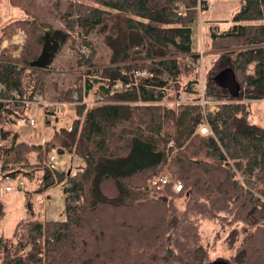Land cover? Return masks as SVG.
Returning a JSON list of instances; mask_svg holds the SVG:
<instances>
[{
	"label": "trees",
	"instance_id": "1",
	"mask_svg": "<svg viewBox=\"0 0 264 264\" xmlns=\"http://www.w3.org/2000/svg\"><path fill=\"white\" fill-rule=\"evenodd\" d=\"M238 1L230 26L205 23L196 48L192 27L209 7L203 0H44L49 6L43 9L26 0L23 7L14 4L27 18L7 24L0 43L9 27L27 36L19 56L0 51V138L10 136L3 125L27 121L31 97L62 106L45 110L55 119L44 118L52 130L44 145L14 133L1 155L2 180L12 192L11 183L24 187L22 176L31 180L28 172L42 171L37 193L60 186L65 203L63 220H22L12 238L0 237V264H209L202 220L219 227L215 240L231 252L225 264H264V129L250 121V103L264 101V0ZM38 10L62 26L72 53L66 74L76 84H61L66 88L52 98H44L47 78L64 55L58 52L49 67H30L41 54L43 32L52 28L37 19L47 18ZM115 12L125 16L127 31L146 42L125 46L121 58L107 65L97 61L91 36ZM200 47L222 61L212 74ZM202 65L204 96L213 102L206 108L198 103ZM224 69L232 70L241 88L237 99L213 81ZM142 70L150 76L133 77ZM86 72L96 78H86L84 87L97 86L111 103L66 104ZM128 81H137L130 91L113 88ZM63 108L75 118L68 128H56ZM200 124L212 134H196ZM54 149L83 165L49 170L45 158ZM164 166L181 184L179 193L170 186L149 190L148 181ZM5 188L0 197L9 193Z\"/></svg>",
	"mask_w": 264,
	"mask_h": 264
},
{
	"label": "rangeland",
	"instance_id": "2",
	"mask_svg": "<svg viewBox=\"0 0 264 264\" xmlns=\"http://www.w3.org/2000/svg\"><path fill=\"white\" fill-rule=\"evenodd\" d=\"M34 4V7L37 8H45L48 7L45 5H42L40 1L44 0H26ZM210 6L207 9H204L199 12L198 14V21L199 19L201 22L198 21L196 24H194L192 38H193V45L196 48L199 44V36L198 33H200V36L202 34L206 35V30L208 29L205 25V23L209 24V22H222L220 24L221 28L226 29L230 26V20L235 15V13L239 9V1L238 0H203ZM38 2V4H37ZM28 3V2H27ZM25 3V4H27ZM40 3V5H39ZM23 7V0H14V3L12 4L10 0H0V38L2 37V31L5 30V26L13 21L27 18L25 16V13H21L18 9H16L17 6ZM18 7V8H19ZM34 11V9H33ZM39 13H43V11L38 10ZM114 15L103 23L101 26L98 27V29L95 31V33L91 36V39L95 45V48L97 49V57L98 62L102 64L109 65L110 62L117 61L121 58L123 54V49L125 46L128 45H136L141 42L145 43V39L141 36L138 32H129L127 31L124 20L125 16L121 13H113ZM42 17L46 16L47 18H37L39 21L41 20H47L50 23L52 30L60 29L65 36V33L63 31V28L60 24L56 22V20L52 21L53 19L49 20L50 15L47 13L41 14ZM204 22V23H203ZM228 22V24H224ZM201 25V29L198 28V25ZM8 34L6 38L2 39V42L0 43V49H7L12 52L13 55L19 56L20 48L24 44V41L26 40V33L24 29L22 28H14L9 27ZM199 30V32H198ZM204 32V33H203ZM205 44L206 41H204ZM65 42L60 47L59 53L62 51L64 57L58 58V60L55 63V69H53L48 78L49 82L45 86L44 91V98H52L55 97V92L59 88H66V86H62L61 84H67L69 87L73 84H76V80L73 79L72 76H69L66 74V72L70 71L68 70L71 63V55L72 53L69 50V47ZM200 46V45H199ZM19 49L17 50V48ZM63 47V48H62ZM2 50V51H3ZM1 51V50H0ZM6 51V50H5ZM204 52V59H203V65L211 66L210 68V74L214 73L218 70V68L222 65V61L217 56H209V52L207 50L201 49L200 47V53ZM58 53V54H59ZM209 53V54H205ZM56 55V57L58 56ZM200 67L198 69L199 72V80L203 81V75H204V66ZM75 71V70H74ZM85 72V71H84ZM77 76L78 73H75ZM86 78H96L93 76H89L86 73L82 74V78L80 79V85L79 90L75 93L81 92V88L84 84V81ZM68 81V82H67ZM55 86H54V85ZM202 88L199 87V93L203 94L205 93V83L200 84ZM97 89V86H95V90ZM87 90V89H86ZM92 92V91H90ZM93 93V92H92ZM196 94V96L198 95ZM93 96L95 94L93 93ZM185 97V96H184ZM187 98V95H186ZM185 98V100H186ZM192 99V97H191ZM190 99V100H191ZM41 102L49 103V99H41ZM49 100V101H47ZM185 102V101H184ZM107 103H111V101H108ZM106 101L104 104H107ZM190 103H194V101H191ZM104 104H97L96 102L93 103V107L96 106H102ZM200 105H202V102H199ZM213 102L208 103L206 105H211ZM205 105V104H204ZM205 107L203 108H206ZM87 107V106H86ZM29 117L33 118L36 121L35 128L29 127L28 123L26 121H20L17 122L14 125H3V129L5 132H8L10 134L9 139L2 140L0 138V160L3 150L9 146L11 139L14 135V133H18L20 136V139L26 142H33V143H40L44 145L49 137L52 135V130L44 124V110L42 106L35 105L32 106ZM58 121L56 123H53L56 128L65 127L68 128L72 122V120L75 118V115L71 109L63 108L61 111L57 114ZM250 121L254 124L259 125L261 128L264 129V101H258V102H251L250 103ZM39 134V135H36ZM198 135L202 137H207L209 135L203 136L202 134L198 133ZM52 156L55 159V166L57 171H64L68 169L75 170L76 168H79L83 165L82 159L79 157H70L66 154L64 155H58L57 151L54 149L52 153L49 154V156ZM45 157V154H43V159ZM31 161H36L35 157H31ZM31 173L32 179L29 180L25 176L21 177V180L24 182V187L17 188L16 185L11 183V186L13 187L12 192L4 193L2 197H0V205H1V211L2 216L0 219V237H3L5 239L12 238L14 236L15 231L17 230V225L22 220H48V221H60L64 219V195L62 193L60 186H54L52 188H49L47 192H42L41 194L37 193V189L40 185L39 179L41 180V177L43 176V172H36L34 174ZM19 176V177H20ZM18 181V179H16ZM172 188L171 185H167ZM7 187L5 183L3 182L1 178V171H0V190L2 191L3 188ZM179 207H182L184 204V200H180L176 202ZM201 230H202V237L203 241L206 244L207 249H209V264H225L223 261L224 259H228L231 255V252L228 251L223 244V240H215L216 235L220 233L219 227L214 223H209L207 221L202 220L201 221ZM20 230L18 229V232ZM214 240V241H213Z\"/></svg>",
	"mask_w": 264,
	"mask_h": 264
},
{
	"label": "built area",
	"instance_id": "3",
	"mask_svg": "<svg viewBox=\"0 0 264 264\" xmlns=\"http://www.w3.org/2000/svg\"><path fill=\"white\" fill-rule=\"evenodd\" d=\"M210 6V5H209ZM84 50L81 49V52H83ZM146 75H149V71L147 70H142L140 72H133V77L134 78H138V77H145ZM133 83H137V81H133L130 82L128 81L125 85L123 84H115L113 86V88L115 90H123V91H130L131 88L133 86H135V84ZM200 84H204V82L200 81ZM200 88H202V86H200ZM95 96H93V93L86 90V88L84 87V85L81 88V92L80 93H74L72 95V99L69 103H66L69 106H76V105H82V106H92L94 102H96L97 104H104L105 100H104V95L102 93H98L97 89H93L91 90ZM185 96V97H184ZM200 96V100L199 102H202V106H205L206 104L210 103V101L206 100V97L203 94H199ZM186 95L185 94H181L179 97V100H183V102L185 101ZM187 99V98H186ZM28 105L30 106H35V105H39L43 107L44 110V118L47 119L48 121H53L55 119V113L52 112H48L47 115H45V110H47V108L51 109L54 107H60L62 106L61 104H53V103H44L41 102L40 98L37 96H33L31 97L28 101H26ZM205 104V105H204ZM60 105V106H57ZM43 118V119H44ZM29 125V127L31 128H35L36 125V121L33 118L28 117L27 121H26ZM202 134L203 136L206 135H210L212 134L211 130L209 127H207L205 124H200L196 130V134ZM39 135V134H36ZM174 147L173 144H170L169 147ZM45 163L46 166L48 167L49 170L54 171L55 168V159L50 155L48 157L45 158ZM8 182V181H7ZM19 186H23V183L20 181ZM171 185L172 186V190L175 193H179L181 191V184L177 181H174L167 170V166H164L163 169L153 178H151L148 181V188L150 191L152 192H158L161 191L164 187H166L167 185ZM11 190L10 187H6L5 191L9 192Z\"/></svg>",
	"mask_w": 264,
	"mask_h": 264
},
{
	"label": "water",
	"instance_id": "4",
	"mask_svg": "<svg viewBox=\"0 0 264 264\" xmlns=\"http://www.w3.org/2000/svg\"><path fill=\"white\" fill-rule=\"evenodd\" d=\"M66 41L64 36L61 42L52 41L51 43L45 42L42 47V51L37 60L30 64L31 68H46L52 63L53 59L60 50V47ZM213 81L215 85L221 89L228 91L229 95L233 99H237L240 96L241 88L236 81L231 69H224L214 76Z\"/></svg>",
	"mask_w": 264,
	"mask_h": 264
},
{
	"label": "flooded vegetation",
	"instance_id": "5",
	"mask_svg": "<svg viewBox=\"0 0 264 264\" xmlns=\"http://www.w3.org/2000/svg\"><path fill=\"white\" fill-rule=\"evenodd\" d=\"M44 40L45 42L51 43L53 40L57 42H61L63 39L64 35L60 29H55V30H48L43 32Z\"/></svg>",
	"mask_w": 264,
	"mask_h": 264
},
{
	"label": "crops",
	"instance_id": "6",
	"mask_svg": "<svg viewBox=\"0 0 264 264\" xmlns=\"http://www.w3.org/2000/svg\"><path fill=\"white\" fill-rule=\"evenodd\" d=\"M1 51L3 50V49H0ZM1 178H2V175H1ZM1 191V190H0Z\"/></svg>",
	"mask_w": 264,
	"mask_h": 264
}]
</instances>
